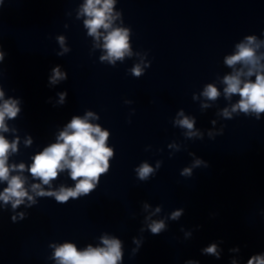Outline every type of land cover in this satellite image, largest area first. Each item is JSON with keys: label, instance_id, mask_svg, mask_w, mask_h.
Here are the masks:
<instances>
[{"label": "clouds", "instance_id": "9594fccd", "mask_svg": "<svg viewBox=\"0 0 264 264\" xmlns=\"http://www.w3.org/2000/svg\"><path fill=\"white\" fill-rule=\"evenodd\" d=\"M114 0H87L83 11L90 19L85 21L89 28L90 35H98V29H109L111 26V11ZM99 6V7H98ZM127 30L114 29L104 37V47L107 49L108 55L102 59H110L114 62L115 59H121L128 52ZM254 42V37H248L247 44L238 45V51L235 55L227 58L226 63L232 66L238 62L246 65H252L253 68L257 65V57L255 49L250 47ZM3 54L0 53V59ZM135 75L141 74L139 66L133 69ZM252 69H249L248 75H252ZM59 70H55L53 80L61 77ZM241 73L225 77L227 94L238 93L241 96L239 104L233 107V111L237 108L241 111L248 110L257 113L264 112V74L257 73L255 83L245 82L241 87ZM204 95L210 99H215L218 96L216 88L211 85L205 90ZM4 96L3 91H0V99ZM14 100H6L0 105V130L7 131L5 118L15 117L19 109ZM229 115L227 110L224 113ZM91 115V113H89ZM179 123L191 129L192 123L187 119L179 121ZM108 133L101 131L99 126H93L82 120L79 117L73 118L68 125V130L60 133V141L44 149V151L33 158V164L29 169L33 177L42 180L44 184H48L50 180L55 179L59 171L67 168L70 169L71 178L75 181L76 187L61 188L59 192H39V195L55 196L57 201L66 202L69 197H77L80 194L89 193L94 187L93 180L98 178L107 170V157L111 155V150L105 146ZM15 151V143L9 144L8 141L0 136V180H7L8 187L3 194H0V200L5 203L13 201V208L23 202V199L28 195L23 187L24 181L16 176L9 179L10 169L7 165V157L9 150ZM199 164V161H197ZM15 167V166H13ZM20 169L24 165H19ZM152 171L148 165H143L139 169L141 178L146 177ZM190 169H185V174H190ZM80 178V179H78ZM39 188V185H33V190ZM28 199H32L30 196ZM179 213H174L178 216ZM153 232H158L163 224H153ZM105 248L88 247L85 251L80 252L73 244L61 245L57 248L55 256L59 264H117L120 259V242L118 240L104 239ZM208 252H215V245L207 249ZM255 264H264V259L254 257ZM249 261V264H253Z\"/></svg>", "mask_w": 264, "mask_h": 264}]
</instances>
